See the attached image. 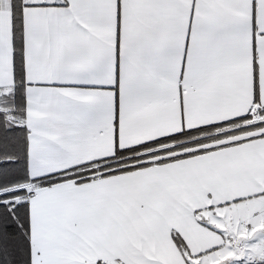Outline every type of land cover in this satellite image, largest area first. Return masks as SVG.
<instances>
[{
  "label": "snow or ice",
  "instance_id": "snow-or-ice-1",
  "mask_svg": "<svg viewBox=\"0 0 264 264\" xmlns=\"http://www.w3.org/2000/svg\"><path fill=\"white\" fill-rule=\"evenodd\" d=\"M0 264H264V0H0Z\"/></svg>",
  "mask_w": 264,
  "mask_h": 264
}]
</instances>
